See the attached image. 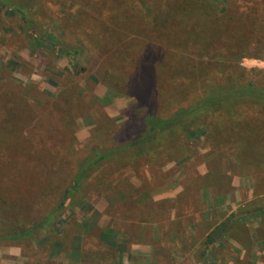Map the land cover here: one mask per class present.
<instances>
[{"label": "rangeland", "instance_id": "rangeland-1", "mask_svg": "<svg viewBox=\"0 0 264 264\" xmlns=\"http://www.w3.org/2000/svg\"><path fill=\"white\" fill-rule=\"evenodd\" d=\"M184 8L191 19L216 16L236 40L218 43L220 29L209 26L185 31L199 46L171 41ZM72 49L81 52L76 67L64 54ZM152 67L186 98L165 86L154 105L152 95L119 91L109 78ZM250 83L264 87V0H0V213L15 220L28 211L39 221L40 191L54 173L69 175L97 127L108 140L126 137L130 124L146 131L207 89ZM211 126L198 125L177 154L118 170L112 189L89 191L50 230L1 240L0 264H264V128L251 130L249 113L223 132ZM137 189L135 203L120 204ZM232 217L240 225L206 249Z\"/></svg>", "mask_w": 264, "mask_h": 264}, {"label": "trees", "instance_id": "trees-1", "mask_svg": "<svg viewBox=\"0 0 264 264\" xmlns=\"http://www.w3.org/2000/svg\"><path fill=\"white\" fill-rule=\"evenodd\" d=\"M205 1L213 3V0ZM179 14L181 22L174 25L172 23V27H170V29L174 28L170 31L171 36L169 33L170 40L173 42L179 41L183 44L199 46V42L191 34L185 36V31L196 30L198 32L200 27L209 26L220 29L218 33H215L218 36L216 38L218 43L222 42V39L232 41L237 38V32H233L227 26L222 25L221 27L216 21V16L209 20L196 17L191 19L194 16L187 8H184ZM175 20L171 19L174 22ZM159 23L161 27H165L166 19L161 17ZM175 29H177V32L179 31L180 33L181 31L182 33L175 36L176 33L173 32ZM64 54L71 59L73 66L76 67L78 57L81 54L79 49H72L68 54ZM114 69H117V67L115 66ZM117 76H119V73L115 74L114 70L110 71V81L117 82V90L124 92L132 90V92L138 91L144 95H152L154 105L156 103L155 100L157 102L163 100L160 99L161 93L168 94L170 92V88L165 86L172 88L174 97L184 98L185 96L186 98L188 95L186 94V90L174 86L177 80H166L165 75L159 76L158 73L155 75L154 67L151 70L143 71L134 78L122 76V78L116 79ZM107 80L105 78L106 82ZM179 82L182 81L178 80ZM159 83L161 84V88L158 86ZM164 100L166 101L167 99L164 98ZM246 106L250 107L249 112L244 110ZM263 111L264 87L260 88L253 83L244 86L230 84L207 89L204 96L200 99L187 107H179L169 117L153 121V124L149 125L150 128L146 131L141 129L143 128L141 122L132 123L126 128L128 130L126 137L122 136L108 140L105 136L100 135V131L102 132L103 129H99L98 131L97 127L95 129L96 133L99 132L97 133V137H93L90 140L89 146L85 148V151L77 155L73 161L72 171L69 175L61 177V175L54 173L52 179L45 185L46 187L42 192L40 191L39 194L43 206L40 210H37L38 212L34 209L36 213L34 218L37 216L41 217L43 209H45V214L39 221L31 217H25L26 215H30L28 211L25 213L20 212L21 215L15 220H6L3 217L4 215L0 213V241H23L40 229L50 230L61 212L72 205L74 206L81 199L88 200L89 191H92V193L109 191L114 184L112 183L113 177L118 170L134 162L152 161L157 163L169 154H177L173 151L174 146L181 140L185 141V146L186 144L189 145L196 137L195 128L198 125H202L207 119L212 120L211 131L216 134L217 131L223 132L227 123L233 119L237 122H244L247 113H249L251 130L257 131L260 134V131L264 128ZM261 122H263V125ZM262 137H258L255 142H262ZM249 143L254 146L258 145L250 141ZM56 157L58 158V155ZM123 197L121 205L129 202L135 203L139 197V190H135L132 195L127 197L124 195ZM49 201L54 203L51 207H49ZM257 215L264 217V211H260ZM233 218L235 217H232L227 223L220 225L209 235L205 243L206 249L217 243L219 234L222 231L226 232L228 228L232 230L240 225V221H236L233 224ZM206 249H203L202 258L206 256Z\"/></svg>", "mask_w": 264, "mask_h": 264}, {"label": "crops", "instance_id": "crops-1", "mask_svg": "<svg viewBox=\"0 0 264 264\" xmlns=\"http://www.w3.org/2000/svg\"><path fill=\"white\" fill-rule=\"evenodd\" d=\"M263 247H264V245H263Z\"/></svg>", "mask_w": 264, "mask_h": 264}]
</instances>
